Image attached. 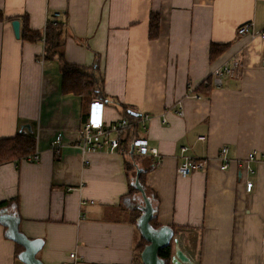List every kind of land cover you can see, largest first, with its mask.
Segmentation results:
<instances>
[{"label":"crops","instance_id":"1","mask_svg":"<svg viewBox=\"0 0 264 264\" xmlns=\"http://www.w3.org/2000/svg\"><path fill=\"white\" fill-rule=\"evenodd\" d=\"M152 12L160 16L156 39L149 38ZM0 14V139L34 135L41 153L38 162L0 163V202L15 200L0 212L44 240L45 264L72 263V252L77 264H139L144 203L141 192H130L136 168L154 205L152 225L173 228L192 264H264V0H0ZM26 17L39 31L50 19L63 23L66 60L101 76L108 100L63 92L60 62L45 59V39L22 37ZM248 23L260 36L239 31ZM212 43L228 46L211 59ZM233 55L242 66L222 86L200 89ZM190 88L202 97L189 96ZM99 99L106 122L128 118L123 105L142 113L136 137L130 128L113 137L128 152L135 138L147 139L159 164L151 154L109 148L83 154L81 129ZM58 134L60 153L52 148ZM183 146L206 160L186 177L178 172ZM223 146L231 159L225 170ZM254 151L256 160L246 162ZM23 249L0 223V264H25Z\"/></svg>","mask_w":264,"mask_h":264},{"label":"trees","instance_id":"2","mask_svg":"<svg viewBox=\"0 0 264 264\" xmlns=\"http://www.w3.org/2000/svg\"><path fill=\"white\" fill-rule=\"evenodd\" d=\"M58 14V13H57ZM3 16L0 14V18ZM28 18L23 19V28H22V37L24 39H28L30 41H41L45 39V59H58L60 62V70L62 73V88L65 93H75L77 95H81L84 101L90 100L93 96H97L99 98L108 100V95L104 90V81L101 76H99L93 69H87L82 65L72 64L66 60L65 56V42H66V30L63 23L57 18L50 19L47 22L46 29L44 31L33 30L27 25ZM160 34V16L156 12L151 13L150 17V31L149 38L156 39ZM228 44H218L212 43L210 49V57L211 59L217 58L219 55L223 53V51L227 48ZM209 84L203 83L201 85L202 90L209 91L214 84L212 83L211 77L208 78ZM85 104V102H84ZM125 108L126 115L130 120L138 119L137 117L131 115L128 112V108L126 105H123ZM90 112V111H89ZM88 112V114H90ZM129 133L131 134V138L137 136V125L131 127L129 129ZM36 147V138L34 135L26 134L23 132L17 133L15 136L10 138H2L0 139V163H4L7 161L21 159L26 157L28 154L34 151ZM137 162H134V167H138ZM131 164L128 163V169H131ZM137 171L140 168H136ZM141 184L143 185L147 195H149L148 190L144 186V175L143 173H137ZM130 192L132 193H140L139 189L136 188L132 183L130 185ZM15 200H6L0 202V210L9 204H11ZM153 219L151 223L153 224ZM155 225V224H153ZM145 243L139 245V250L144 249L147 241L144 239ZM141 252L138 254V258L141 255ZM172 248L171 246H167L160 250V256L164 257L167 260L168 264H170V256H171ZM139 260V259H138ZM140 261V260H139Z\"/></svg>","mask_w":264,"mask_h":264},{"label":"built area","instance_id":"3","mask_svg":"<svg viewBox=\"0 0 264 264\" xmlns=\"http://www.w3.org/2000/svg\"><path fill=\"white\" fill-rule=\"evenodd\" d=\"M57 15H60L59 13ZM239 31L242 34H249L252 39L260 36L259 32L256 31L254 27V23L244 24L240 27ZM262 38H264V34H261ZM242 66V61L238 56H231L230 58L224 60L222 64L217 67L213 72L211 77L212 83L215 86H222L224 83V77L226 75H233L236 69H239ZM209 79L204 81L203 83L209 84ZM189 96L195 98H201L202 95L195 91L194 88H190ZM95 109H91L90 115L88 119L82 126L81 134L79 138V146L82 149L84 155L94 152L100 151L103 148H109L112 150H119L124 153H130L132 155H146L151 154L155 157H158V164L161 161V153L156 147H149L148 140L145 138H135L133 140V148L130 152L124 150L121 146L118 137H113V134L119 133L122 130L127 128L134 127L138 124L137 120H130L128 118H120L115 122H106L105 117L103 115V105L104 101L102 99L94 100L93 102ZM204 136H200V139H204ZM65 144L62 142L61 134H58L55 141L52 144V148L56 153H60L62 147ZM188 147L183 146L181 148L182 155V163L178 167V172L181 176L186 177L192 171L196 169H202L205 167L206 160H196L192 156L187 154ZM229 148L227 146H223L219 152V160L221 161V168L223 170L228 169L230 166L231 159L229 157ZM40 150L38 147H35L34 151L26 156V158L30 161L38 162L40 161ZM257 152H251L246 160V162L250 163L256 160ZM264 156V153H263ZM87 164V162H85ZM249 167V166H248ZM253 181L248 180L246 182V187L248 191H251L253 188ZM72 263L77 264L78 258L75 252L71 253Z\"/></svg>","mask_w":264,"mask_h":264},{"label":"water","instance_id":"4","mask_svg":"<svg viewBox=\"0 0 264 264\" xmlns=\"http://www.w3.org/2000/svg\"><path fill=\"white\" fill-rule=\"evenodd\" d=\"M16 37L21 35V22L19 19L12 21ZM128 112L136 117H141L142 113L134 109H128ZM140 173V170H138ZM134 186L139 189L143 198L141 207L142 214L138 219V227L142 236L146 239L147 244L141 252V261L139 264H168L166 258L160 256V250L171 246L172 252L169 258L170 264H192L191 258L180 248L179 238L175 235L173 228L163 226L156 228L152 225L151 220L154 217V205L151 198L147 195L143 185L137 176ZM0 223L7 226L8 236L23 246L19 258L25 264H45L39 257L38 253L42 249L44 240L41 238H30L20 230V219L12 212H0ZM64 264H71L66 262Z\"/></svg>","mask_w":264,"mask_h":264}]
</instances>
